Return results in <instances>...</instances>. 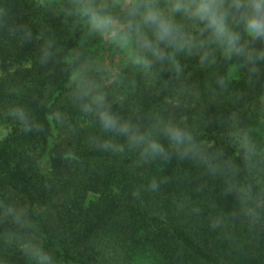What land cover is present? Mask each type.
<instances>
[{
	"label": "trees",
	"instance_id": "obj_1",
	"mask_svg": "<svg viewBox=\"0 0 264 264\" xmlns=\"http://www.w3.org/2000/svg\"><path fill=\"white\" fill-rule=\"evenodd\" d=\"M43 1L0 0V264H264V154L251 130L264 60L251 73L219 50L203 63L177 53L179 70L165 62L138 75L104 105L169 153L146 156L83 112L91 98L73 94L72 75L84 23L71 0H47L52 11ZM168 121L207 160L170 149L158 131Z\"/></svg>",
	"mask_w": 264,
	"mask_h": 264
},
{
	"label": "clouds",
	"instance_id": "obj_2",
	"mask_svg": "<svg viewBox=\"0 0 264 264\" xmlns=\"http://www.w3.org/2000/svg\"><path fill=\"white\" fill-rule=\"evenodd\" d=\"M69 15H76L90 32L105 38L118 48L131 53L134 65L145 74H152L155 64L168 62L179 70L177 53L189 56L195 52L203 63L216 50L223 57L243 58L253 65L251 73L257 72L255 62L264 60V0H71ZM179 17V19H177ZM171 49V51H169ZM213 63L215 59L213 58ZM75 84L74 95L81 100L92 99L83 105V112H97L101 127L105 130L127 134L130 146L142 147L144 155L169 153L156 140L141 134L138 128L128 122L118 123L106 106L101 103L103 94L92 95L95 88L90 79H83L82 73L72 75ZM95 105V107H93ZM12 115L28 129L23 109L15 108ZM168 140L169 148L181 157L207 160L202 147L196 143L192 133L171 121L162 123L158 129ZM109 145L105 143L103 147ZM153 187L155 185L153 184ZM243 193L242 204L247 205L250 192ZM138 194V193H134ZM255 215L253 209H248ZM27 249V245L25 246ZM33 255L39 258L37 252ZM47 258V257H45Z\"/></svg>",
	"mask_w": 264,
	"mask_h": 264
},
{
	"label": "rangeland",
	"instance_id": "obj_3",
	"mask_svg": "<svg viewBox=\"0 0 264 264\" xmlns=\"http://www.w3.org/2000/svg\"><path fill=\"white\" fill-rule=\"evenodd\" d=\"M42 5L52 11V8L47 6V0L43 1ZM74 55L77 59L75 72L80 71L83 79H90L94 83L95 88L92 95L103 94L104 100L101 103L105 105L120 101L121 91L140 84L137 82L138 75L155 77L158 72L157 65H154L152 74H145L143 70L134 65L130 52L122 50L105 38L90 32L85 23L82 41L74 51ZM227 76L228 79L238 78L240 68L231 64ZM90 98L92 99L91 96ZM251 110L254 113L251 130L257 134L259 139L261 138L259 142L263 145L260 153L264 154V98L255 102ZM5 134L6 128L0 121V140L5 137ZM17 246L20 247L21 243L17 242ZM141 264H156V261L151 258L142 259Z\"/></svg>",
	"mask_w": 264,
	"mask_h": 264
}]
</instances>
